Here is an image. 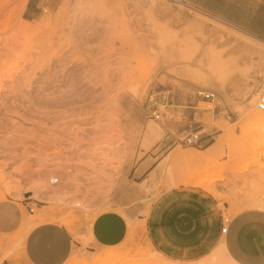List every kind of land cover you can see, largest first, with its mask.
I'll return each mask as SVG.
<instances>
[{"label":"rangeland","instance_id":"obj_1","mask_svg":"<svg viewBox=\"0 0 264 264\" xmlns=\"http://www.w3.org/2000/svg\"><path fill=\"white\" fill-rule=\"evenodd\" d=\"M27 2L0 0V264H23L27 227L49 218L78 241L64 264H264L239 263L225 239L199 259H171L145 226L152 202L174 183L202 187L227 218L264 211V121L250 117L261 114L264 44L183 0H34L31 19ZM159 29L171 35L163 45ZM235 39L263 55L242 60L226 80L229 65L218 58L224 67L215 70L207 49L204 67L223 89L194 85L188 79L200 72L169 61L175 41L195 43L198 61L210 44L227 56ZM199 89L215 100H197ZM158 93L170 102L153 120L147 100ZM191 132L200 147L182 144ZM109 210L127 219V239L87 252L92 219Z\"/></svg>","mask_w":264,"mask_h":264},{"label":"crops","instance_id":"obj_2","mask_svg":"<svg viewBox=\"0 0 264 264\" xmlns=\"http://www.w3.org/2000/svg\"><path fill=\"white\" fill-rule=\"evenodd\" d=\"M183 2L195 12L226 24L234 32L264 44V0ZM36 9L34 0H28L23 15L31 19ZM157 33L160 45L171 39V35L161 29ZM207 49L215 50L216 58L229 65L226 80L239 71L242 60L263 55L262 50L251 47L248 42L239 43L235 39L227 56H223L221 50L210 44L202 49L197 61L193 56L198 46L188 40H179L173 42L169 61L173 67L188 65L208 76L210 73L204 67L207 63L204 55ZM188 80L194 85L205 83ZM217 86L220 89L224 87ZM218 185H215L217 189ZM221 191L223 192L222 188ZM223 204L222 207H228ZM49 219L44 222L40 219L32 221L29 226H34L23 235V264H64L73 248H79L75 244L78 241L73 239L63 225ZM145 226L147 237L154 249L171 259H199L210 253L220 240L225 239L229 244V254L239 263L264 261V244L261 242L264 241V211L247 208L231 214L229 218L224 217L219 201L202 187L174 183L169 189L162 191L150 206ZM223 227H226L224 234L221 233ZM128 233V221L121 213L115 210L101 212L92 219L88 227L86 251L115 247L127 239Z\"/></svg>","mask_w":264,"mask_h":264},{"label":"built area","instance_id":"obj_3","mask_svg":"<svg viewBox=\"0 0 264 264\" xmlns=\"http://www.w3.org/2000/svg\"><path fill=\"white\" fill-rule=\"evenodd\" d=\"M47 1V0H44ZM173 3H180V0H171ZM195 98L199 101H204L207 103H212L216 96L212 91L199 89L195 92ZM170 99L169 95L166 93H158V94H151L147 100V110L149 116L153 120H160L164 109L169 104ZM256 110L264 115V84L260 89V93L256 102ZM202 138L198 132H191L183 137L182 144L186 146L192 147H200ZM53 183H56V180H53ZM26 210L29 214H33L32 207H26ZM226 221V220H225ZM226 232V227L221 228V233L224 234Z\"/></svg>","mask_w":264,"mask_h":264},{"label":"bare ground","instance_id":"obj_4","mask_svg":"<svg viewBox=\"0 0 264 264\" xmlns=\"http://www.w3.org/2000/svg\"><path fill=\"white\" fill-rule=\"evenodd\" d=\"M214 56H216V54L214 55ZM218 58H213L212 57V59L210 60V62L209 63H211L210 65H212L213 66V68L215 69V70H219L217 67V65H218ZM219 64H220V62H219ZM220 65H222V64H220ZM223 66V65H222ZM224 67V66H223ZM219 72V71H218ZM214 73V72H213ZM210 74H212V73H210ZM208 75V76H204V75H201V73H200V75L198 76V74L197 75H193V81H195V82H208V83H212V84H217V85H219L220 87H222V86H224L223 85V83L219 80L220 79V77H218V76H215V73H214V76H212V75ZM217 75V74H216ZM198 76V77H197ZM250 117H251V119L252 120H254V121H264V115H262V114H258V113H254V114H251L250 115ZM174 153V152H173ZM173 156H175V155H173ZM32 226H34V225H32ZM32 226H29L28 227V229H30V228H32ZM27 229V230H28Z\"/></svg>","mask_w":264,"mask_h":264}]
</instances>
